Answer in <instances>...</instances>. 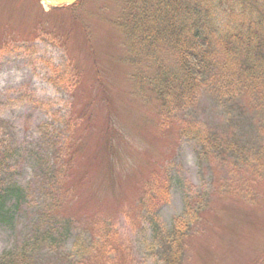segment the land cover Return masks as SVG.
<instances>
[{
  "label": "rangeland",
  "instance_id": "374dc122",
  "mask_svg": "<svg viewBox=\"0 0 264 264\" xmlns=\"http://www.w3.org/2000/svg\"><path fill=\"white\" fill-rule=\"evenodd\" d=\"M116 10L115 0H88L81 8L45 14L31 0L0 6V137L12 150L10 177L31 193L23 208L36 214L60 194L53 195L50 173L62 161L61 149L73 161L58 212L110 219L117 230L108 253L90 249L89 233L82 236L76 224L67 237L41 244L39 256L31 254L27 264H62L65 256L70 264H162L165 253L137 206L144 182L158 170L170 172L169 196L157 206L162 227L185 214V196L207 204L189 227L183 264H264V195L252 204L222 193L217 186L224 170L217 166L216 176L199 160L195 144L180 136L176 124L158 129L154 99L135 95L128 79L132 67L113 23ZM247 106L242 99L240 107ZM185 115L208 131L227 119L205 94ZM247 134L245 127L240 136ZM31 210L26 220L0 224V254L21 234L13 231L25 227ZM257 255L263 256L259 262Z\"/></svg>",
  "mask_w": 264,
  "mask_h": 264
},
{
  "label": "trees",
  "instance_id": "16d2710c",
  "mask_svg": "<svg viewBox=\"0 0 264 264\" xmlns=\"http://www.w3.org/2000/svg\"><path fill=\"white\" fill-rule=\"evenodd\" d=\"M4 1L0 0V5ZM118 2L113 23L125 37V59L132 67L128 79L138 96L156 101L159 130L176 124L182 136L197 143L201 158L230 163L238 179L229 190L239 198L258 202L264 192V0ZM204 94L223 108L227 118L223 131H208L183 119ZM242 99L247 102L246 110L240 107ZM245 127L249 139H241ZM0 149V224L11 225L16 218L27 219L23 206L31 193L10 177L12 150L1 138ZM59 171L52 187L53 195L60 194L53 203L39 205L23 229L13 231L21 234L2 251L0 264L30 263L31 254L39 256L41 244L60 241L71 234V227L75 231L76 224L82 236L89 233L90 249L108 252V247H113L117 230L110 219H75L58 212L66 198L61 187L68 170L59 164ZM157 175L151 174L141 189L142 217L166 251L162 264H182L189 227L200 213L189 203L191 219L162 227L157 206L165 199L166 190L165 180ZM59 262L70 264V256Z\"/></svg>",
  "mask_w": 264,
  "mask_h": 264
},
{
  "label": "water",
  "instance_id": "95a60500",
  "mask_svg": "<svg viewBox=\"0 0 264 264\" xmlns=\"http://www.w3.org/2000/svg\"><path fill=\"white\" fill-rule=\"evenodd\" d=\"M73 1L74 0H54V2L57 4H63V3L73 2Z\"/></svg>",
  "mask_w": 264,
  "mask_h": 264
}]
</instances>
